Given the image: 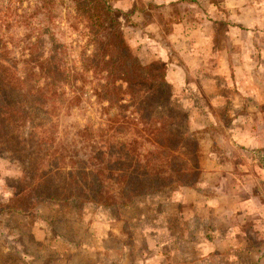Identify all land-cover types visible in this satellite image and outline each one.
<instances>
[{
	"label": "trees",
	"instance_id": "1",
	"mask_svg": "<svg viewBox=\"0 0 264 264\" xmlns=\"http://www.w3.org/2000/svg\"><path fill=\"white\" fill-rule=\"evenodd\" d=\"M71 1L66 22L81 41L76 57L74 48L51 32V8L60 0H38L33 12L30 8L18 12L13 4L0 9V150L24 161L23 179L28 180L21 195L26 199L7 209L27 215L45 200L59 204L69 199L116 208L169 188L181 177L189 183L180 181V186L192 187L199 168L155 165L159 147L170 151L173 138L179 137L167 126L172 123V109L166 69L145 65L131 53L122 34V12L109 0ZM39 10H45L48 19L39 17ZM14 27L23 30V36H16ZM8 39L17 45L20 56L6 48ZM55 82L63 83L61 92L68 94L71 104L83 95H94L107 102V108H118L110 129L77 126L60 143L42 120L43 111L57 105ZM48 102L53 103L48 107ZM132 104L131 113L124 116ZM155 108L163 114H153ZM157 130L168 134V139L146 138L145 132ZM256 151L260 156L264 148ZM258 164L264 168L262 158ZM162 172L175 178L173 183Z\"/></svg>",
	"mask_w": 264,
	"mask_h": 264
},
{
	"label": "crops",
	"instance_id": "2",
	"mask_svg": "<svg viewBox=\"0 0 264 264\" xmlns=\"http://www.w3.org/2000/svg\"><path fill=\"white\" fill-rule=\"evenodd\" d=\"M143 1L160 5L178 0ZM203 1L200 3L205 8L204 12H208V17H211L209 9L218 11L213 18L216 28L210 33L192 27L182 29L181 22L174 23L173 28H170L168 32L155 24L156 30L151 32L152 25L147 23L131 31L125 30L124 38L128 46L136 51L142 63H150L159 59L166 61L168 64L166 79L172 80L171 83L175 88L178 82L173 79L174 74L186 71L187 68L195 70L192 73L195 78L187 80L186 85L201 86L205 94H208V99L217 102L216 105L221 106L224 102L231 101L229 105L233 110H225L222 113L234 117L225 133L231 134L230 136L240 148L249 147L255 151L263 149L264 143L257 135L259 131L257 127H264V124L263 126L258 125L254 122V118L264 114V0ZM134 4L135 0L115 1L116 6L128 13L134 11ZM159 39H163V42ZM245 82L249 84V91L246 90ZM224 87L228 88V92L224 91ZM242 119L251 122L243 125L241 124ZM223 145V143L219 144L221 149H224ZM199 147L203 146L200 144ZM213 155L215 157L213 160L199 158L198 168L201 175L211 164L224 169L218 181L210 184L202 182L201 178L192 187L180 186L183 188L181 197L177 201L171 200L173 208H163L167 204L164 199V205L161 203L163 206L157 207L147 221L142 217H139L137 221L133 216L131 218L125 216V218L122 215L120 222H112L117 218L113 212L115 208H97V217L90 221V232L84 234L83 238L80 228L84 224L81 221L77 222L78 228L76 229V226L74 228L78 233V240L73 242H70L64 233V222H60L57 229L51 230V227L47 226L41 228L39 232L42 234H36L32 230L33 237H31L29 246L32 247L34 243H39L43 249L41 247L42 251L35 255L22 254L23 261L21 262L24 264H223L233 260L234 264L242 263L239 260L235 261L239 258L238 254L234 253V256L230 257L225 253L235 247L236 239H223L219 230L216 227L213 229L211 219L221 217L225 220L229 215L235 217L245 215V213L249 216H253V213L258 214V209L250 206L255 201V184L245 188L246 186L241 183L239 177L248 178L250 176L248 170L246 172L234 169L227 171V164L233 162L221 155L214 153ZM251 158L256 163L255 158L253 156ZM261 169L264 170L263 167ZM227 177H229L228 183L226 182ZM232 179L235 181L233 184ZM236 181L240 184L238 185ZM242 190H245V193L247 190L248 194L240 198ZM172 191L173 199V194L178 190L172 189ZM228 197L233 202L232 204L226 201ZM184 203H189V205L180 207ZM254 204L259 209L262 208L260 213L262 216L264 201H261L259 205L255 201ZM180 216H183L182 219L187 224L190 221L201 222L200 233H193L186 227L184 228L186 236H178L175 231L177 226L173 223ZM262 225L264 227V224ZM253 226L254 229L257 228L256 225ZM233 228L229 224L227 230L233 231ZM126 230H129V233ZM60 240L62 241L61 247L57 245ZM130 241L133 243L129 244ZM214 242L215 245L225 243L230 247L223 250L220 246H215ZM134 243H137L139 248L137 253L132 255L131 252L135 250ZM20 244L24 245L22 242ZM246 253L250 254L251 263L249 264L264 263V254L259 253L258 255L250 248Z\"/></svg>",
	"mask_w": 264,
	"mask_h": 264
},
{
	"label": "rangeland",
	"instance_id": "3",
	"mask_svg": "<svg viewBox=\"0 0 264 264\" xmlns=\"http://www.w3.org/2000/svg\"><path fill=\"white\" fill-rule=\"evenodd\" d=\"M18 1L19 0H0V9L13 4V6L17 8L18 12H21L20 10L29 8L31 12H33L36 8V5L39 3L38 0ZM115 1L116 0H109V3L122 12L120 16V22L123 37V32L125 30L131 31L133 28L135 29V27H143V25H146L147 23L152 25L151 32L156 30L155 24H157L158 27H162L165 32H168L170 28H173L174 23L179 22H181L182 29H190L192 27L193 29H201L210 33L216 28V26L213 24V18L218 14V11L209 9V16L211 17H208V12H204L205 8L200 3L204 2L203 0H178L177 2H170L167 4L162 3L160 5H157L153 2L135 0V9L130 13L125 12L120 7L116 6ZM52 7L53 8H51V10L53 18L50 22L51 32H53L54 36L62 43L72 46L74 48L73 54L76 57L80 49L77 47V44H80L81 41L78 38L77 32L72 31L66 22L67 13L72 10V1L60 0V2L53 5ZM39 12V17L48 19L45 15V10H39ZM205 17L209 18V20ZM12 31L16 36H23V30L18 27H14ZM193 38L196 39L195 37ZM45 39L47 45H49L51 42L50 37L46 35ZM8 40H10V42L6 44V48L12 51V55H16V57L20 56V52L18 51L17 47H15L17 45H13L11 43V39ZM159 40L163 42V39ZM205 40L209 42L208 39ZM17 42L18 41H15L14 44H17ZM129 49L131 53L136 58H138L136 51L132 50L130 47ZM70 56H72V54H69V57ZM144 64H153L155 66L157 65L158 67L164 66L167 72L168 64H166V61L159 59L157 61ZM23 65L24 63L20 61L19 66L22 67ZM185 70L186 71H180V73L174 74L173 79H175V82H178L176 88L174 85H172V80H170L169 77L168 79L170 81L167 80L171 91L169 104L170 108L172 109V123L168 124L167 126L171 128V132L178 134L177 136L179 137L173 138L172 143H170L172 147L170 151L168 149L166 150L165 148L159 147L161 151L159 150L156 153L155 158H157V161H155V165L161 166L162 168L163 165L170 163L173 165H178L179 167H187L188 169L191 168L197 170L196 168L199 167V158L204 157L206 160H213V158H215L213 157V153L221 155L222 157H225L226 160L230 159V161L233 162L232 164H227V171L234 169L235 171L246 172V170H248L250 176L248 178L245 176H240L239 179L241 183L246 186L245 188L251 187L253 184H255L254 196L256 203L259 205L261 201H264V170L261 169V166L257 163L259 162V158L264 160V152H262V154L259 156L258 152L254 149H250L249 147L240 148L239 144L235 143L233 140L234 138L230 136L231 134L225 133L227 132V126L232 124L234 117L233 115L227 116L228 114L222 113L225 110H233L229 105L231 101L224 102L221 104V106L216 105L217 102L215 100L210 101L207 96L208 94H205L201 86L194 87L192 85H186L185 82H187V80L195 78L192 74L195 72V70H190L189 68ZM199 71L201 72L200 69ZM62 84V82H55V89L59 92L58 98L56 99L57 105L54 108H50L49 106L53 102H48L47 106L49 109L43 111L44 113L42 117V120L45 122V124L50 127L51 133L58 139V141H60V143L64 141L62 139L65 136V133L69 130L75 132V128H77V126H85L90 124L94 129L103 126H106L108 129H110L109 125L113 124L112 120L113 117L117 115L116 113L119 112L118 108H107V102L98 101L94 95H83L82 99L78 103L71 104L69 103L68 94L64 95L61 92V88L63 87ZM215 88L216 92H218L217 87ZM227 89L228 88L225 89L224 87V91H227ZM246 90L249 91V84H247ZM259 90L262 89L259 88ZM133 108V104L127 107L123 115L128 116ZM217 108L220 110L218 111ZM158 113H160V110L155 108L153 114ZM254 120L255 123L263 126L264 114L255 117ZM250 122L251 121L242 119L241 124L244 125ZM155 124L156 126L158 125L157 123ZM116 129H120L118 131H122L120 126H116ZM257 129L259 130L257 135L259 138H261L260 140L262 143H264V127H257ZM145 135L148 140H151V136H155L157 140L168 139V134H162L160 130H157L153 134L145 132ZM222 143L224 144V149H221L219 146V144ZM200 144L203 146L202 148L199 147ZM63 145H65V143H63ZM146 145L148 148L151 147L149 141L146 142ZM81 150L82 151L79 153L80 157H82L84 154L83 148ZM101 151L104 152V150H100L99 152ZM252 156L255 158L254 160L256 163L252 161ZM24 166V161L12 157L6 151L0 150V264H24L21 262L23 261L21 259L22 254L35 255L37 252L42 251L41 247L43 249V246L39 245V243H34L32 247L29 246L31 237H33L32 230L36 234H42L39 232L41 228H46L47 226L51 227V230L54 228L57 229L59 227V223L64 222V233L67 235L69 241L73 242L78 240V233L74 228L77 225V222L81 221L82 224H84L81 225L80 228V231L83 233L81 237L83 238L84 234H88V232H90V221L95 220L97 217L96 209L98 207L96 205L91 203L82 205V203H78L77 200L72 199L59 204L45 200L35 205L27 215L11 212L8 210L7 205L11 206V204L18 203L26 199L25 196H21L26 190V183H28V180L23 179L24 174L22 172ZM208 166L209 164L207 167ZM219 168L220 167L217 165L211 164L206 172H204L202 175L200 173L199 180L202 178V182L215 184L221 175V171H225L224 169ZM164 171H166V169ZM189 171L190 170L186 169L184 172ZM162 175L168 177L170 176L169 179L173 183L175 178L172 180L171 175L165 172H162ZM228 179L229 177H227V183ZM182 180L183 178L181 177L177 182H175L176 184L173 183L171 187L164 188L161 191L152 192L149 195L143 196L141 198H137L127 206H120L118 209H116L117 207H110L115 208L113 212L117 217L112 222H120L122 215L129 218L133 216L137 221L139 217H142L143 220L147 221L148 218L152 217L153 212L157 210L156 208L159 207L161 203L163 204L164 199L167 201V204H163L164 206H161H163V208H173L171 200L177 201L181 197V190H183V188H180L179 182ZM182 182L183 184L189 183L187 181ZM234 182L235 181L232 179V184ZM237 184L239 185L240 182H237ZM172 189L178 190L175 194H173V199L171 196V193L173 192ZM206 191L210 192L207 189ZM236 191H238L237 188ZM19 193H21L20 198ZM246 194H248L247 190L246 193L245 190H242L241 195L239 194L240 198H243L242 195L245 196ZM13 195L14 198H12ZM15 195H18V197ZM226 201L229 204L233 203L230 200V197L226 198ZM254 203H252L250 206H252V208H257V212L259 213H253V216H249L247 213H245V215H236L235 217L233 215H227L228 217L225 220H223V218L221 219V217L219 219L217 217L211 219L214 227L213 229L216 227L219 230V234L223 235V239H236L235 247H232L229 250L227 249L230 246L226 245L225 243H218L215 245L214 242V245L220 246L223 250H227L225 253H227L230 257H233L234 253L238 254L239 258L235 261L237 262L239 260L242 262H239L240 264L251 263L249 256L250 254L246 253L249 248L252 249V251L257 252L258 255L259 253L264 254V227L262 225L264 224V210L262 212V216H260L262 208L259 209V207ZM188 205L189 203H184L183 205L181 204L180 207H186ZM210 207L215 208L214 206ZM101 216L103 217L104 215ZM182 217L183 216L176 218L175 222L173 223L175 226H177V230L175 231H177L176 234H178V236H186V230L184 229L186 227L193 233H200V228L202 226L201 222L190 221L189 224H187L185 220L182 219ZM194 219L196 220L198 218ZM229 224L234 227L233 231L227 230ZM253 225H256L257 228L254 229L255 227ZM182 227L183 229H180ZM77 228L78 227L76 226V229ZM113 232L116 233L115 231ZM126 232L129 233V230H126ZM237 233L239 235H236ZM126 240L128 241V239ZM21 242L24 243V245H21ZM132 243L133 241H130L129 244ZM238 244L240 245L238 246ZM57 245L61 247L62 241L60 240ZM133 246L135 250L131 252L132 255L137 253L139 248L137 243H134ZM167 249L169 250V247ZM228 262L230 264H234L233 260ZM228 262L226 261L225 263L228 264ZM256 263L259 262L256 261Z\"/></svg>",
	"mask_w": 264,
	"mask_h": 264
}]
</instances>
